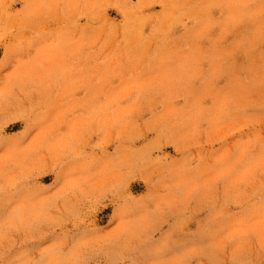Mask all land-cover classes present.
<instances>
[{
	"label": "rangeland",
	"instance_id": "374dc122",
	"mask_svg": "<svg viewBox=\"0 0 264 264\" xmlns=\"http://www.w3.org/2000/svg\"><path fill=\"white\" fill-rule=\"evenodd\" d=\"M0 264H264V0H0Z\"/></svg>",
	"mask_w": 264,
	"mask_h": 264
}]
</instances>
